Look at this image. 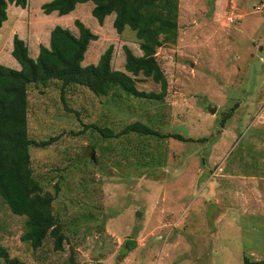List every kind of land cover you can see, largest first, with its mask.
<instances>
[{
  "label": "rangeland",
  "instance_id": "rangeland-1",
  "mask_svg": "<svg viewBox=\"0 0 264 264\" xmlns=\"http://www.w3.org/2000/svg\"><path fill=\"white\" fill-rule=\"evenodd\" d=\"M49 0H27V52L47 45V29L96 35L81 66L111 45L110 67L123 49L140 54L133 32L116 33L113 14L98 24L90 1L64 15L42 13ZM176 35L155 49L165 78L158 97L112 84L104 95L49 80L26 87L29 165L51 210L61 249L46 235L32 248L19 239L25 216L0 197V264H241L264 257V0H177ZM29 28V29H28ZM40 33V41L32 36ZM132 77V76H131ZM140 92L160 91L140 73ZM140 121L160 135L101 137L88 124L117 132ZM222 124V125H221ZM179 134L189 140L164 134Z\"/></svg>",
  "mask_w": 264,
  "mask_h": 264
},
{
  "label": "trees",
  "instance_id": "trees-1",
  "mask_svg": "<svg viewBox=\"0 0 264 264\" xmlns=\"http://www.w3.org/2000/svg\"><path fill=\"white\" fill-rule=\"evenodd\" d=\"M86 1L91 2L90 14L99 25L106 15L112 13L111 25L114 31L120 33L127 27L138 41L139 55L132 53L125 45L122 46V70L110 67L111 45L99 54L95 63L80 65L88 42L96 39V35L77 19L73 20L76 35L65 27L53 26L48 33L47 46L40 44L34 58L28 55L24 41L13 34L10 55L19 68L0 64V197L11 213L25 216L24 230L19 239L28 242L32 248L38 247L48 235L52 238L53 249L60 250L63 236L51 210L56 191L53 194L42 191L29 165V145H47L54 137L38 141L27 137V85H44L49 80H55L61 87L80 85L94 95H104L115 84L132 94L146 93L156 97L164 93L166 86L154 54L162 42L174 41L177 0H49L41 3L40 9L44 14L55 11L57 15H64L73 10L76 3ZM26 2L27 0H0V24L5 19L8 3L24 7ZM139 73L159 83L160 91L154 93L136 90L133 77ZM88 125L104 138L128 132L163 135L137 120L126 123L117 132L107 126L92 123ZM164 135L190 139L176 133ZM0 257L7 258V252L2 246ZM51 264H73L72 255L69 254L65 261ZM241 264H264V257L250 259L242 256Z\"/></svg>",
  "mask_w": 264,
  "mask_h": 264
},
{
  "label": "crops",
  "instance_id": "crops-1",
  "mask_svg": "<svg viewBox=\"0 0 264 264\" xmlns=\"http://www.w3.org/2000/svg\"><path fill=\"white\" fill-rule=\"evenodd\" d=\"M26 4L24 7H20L13 5L12 3H8L5 8V19L0 24V64L14 69H18L19 65L10 55L11 39L13 34H16L20 39H22L26 47L28 46L26 42V36H25L26 33L24 28L25 26L26 28L27 26L29 27L31 26L29 23L30 22L29 12L26 8ZM43 28L47 29L46 32L48 34L49 33L48 27L44 26L40 28V30ZM40 33L41 31L39 32L38 30H36L35 34L32 36V40H35V42H39L41 39ZM36 54H37V50L35 51V54L32 56V58H34Z\"/></svg>",
  "mask_w": 264,
  "mask_h": 264
}]
</instances>
